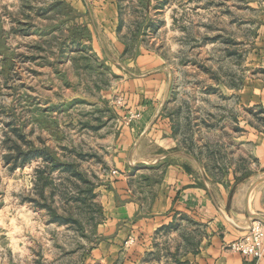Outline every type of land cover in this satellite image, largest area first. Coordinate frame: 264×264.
<instances>
[{"label":"rangeland","instance_id":"374dc122","mask_svg":"<svg viewBox=\"0 0 264 264\" xmlns=\"http://www.w3.org/2000/svg\"><path fill=\"white\" fill-rule=\"evenodd\" d=\"M263 3L0 0V264H83L97 246L107 158L143 114L153 67L169 81L159 114L183 142L248 172L237 117L264 126V109L234 105L226 85L264 73Z\"/></svg>","mask_w":264,"mask_h":264},{"label":"crops","instance_id":"0c3cea01","mask_svg":"<svg viewBox=\"0 0 264 264\" xmlns=\"http://www.w3.org/2000/svg\"><path fill=\"white\" fill-rule=\"evenodd\" d=\"M261 31L262 47L255 53L264 55V26ZM115 35L110 38L115 53H122ZM259 67L264 71V63ZM158 70L153 67L147 80L141 79L153 86L141 101L143 114L122 127L111 147L107 163L117 175L100 189L103 237L83 264H264V126L247 116L221 117L231 118L232 132L241 120V135L231 142L251 160L244 174L238 161L218 158L208 144L183 142L173 115L159 114L169 81ZM226 88L234 105L264 109V73ZM253 220L263 224L258 260L227 248Z\"/></svg>","mask_w":264,"mask_h":264},{"label":"built area","instance_id":"2783aa9c","mask_svg":"<svg viewBox=\"0 0 264 264\" xmlns=\"http://www.w3.org/2000/svg\"><path fill=\"white\" fill-rule=\"evenodd\" d=\"M263 224L253 220L245 234L239 236L227 245L230 250L240 253L243 257H251L258 260L262 255Z\"/></svg>","mask_w":264,"mask_h":264}]
</instances>
